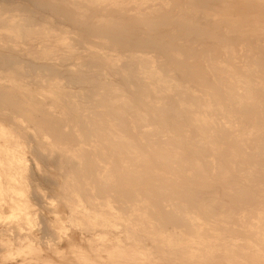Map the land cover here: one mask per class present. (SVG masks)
<instances>
[{
  "label": "bare ground",
  "instance_id": "6f19581e",
  "mask_svg": "<svg viewBox=\"0 0 264 264\" xmlns=\"http://www.w3.org/2000/svg\"><path fill=\"white\" fill-rule=\"evenodd\" d=\"M0 264H264V0H0Z\"/></svg>",
  "mask_w": 264,
  "mask_h": 264
},
{
  "label": "rangeland",
  "instance_id": "374dc122",
  "mask_svg": "<svg viewBox=\"0 0 264 264\" xmlns=\"http://www.w3.org/2000/svg\"><path fill=\"white\" fill-rule=\"evenodd\" d=\"M28 165H30L31 166V163L30 162H28ZM78 238V237H77ZM83 238V237H82ZM77 240H79V238L77 239Z\"/></svg>",
  "mask_w": 264,
  "mask_h": 264
}]
</instances>
